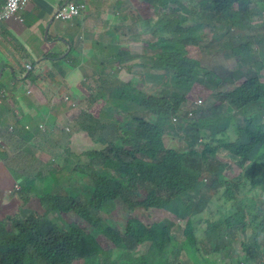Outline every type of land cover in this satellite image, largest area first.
<instances>
[{"label": "trees", "instance_id": "1", "mask_svg": "<svg viewBox=\"0 0 264 264\" xmlns=\"http://www.w3.org/2000/svg\"><path fill=\"white\" fill-rule=\"evenodd\" d=\"M136 1L143 19L129 8L128 36L139 42L135 49L144 43L147 48L139 65L137 55L119 51L124 56L120 64L128 71L135 64V74L146 73L142 81L162 90L139 93L133 85L136 75L127 82L102 80L92 101L71 104L68 112L66 107L68 126L90 137V150L71 155L59 119L58 135L51 139L49 132L39 131L42 114L37 109L17 115L5 97L0 161L20 185V192L10 197L20 205L37 199L42 213L27 210L10 228L0 222V264H261L264 259V85L259 97L243 96L239 89L230 99L216 98L222 101L219 107L208 102L193 108L194 123L186 124L182 114L193 85L216 88L223 97L224 78L261 80L264 29L254 41L244 32L255 28L256 17L264 23V0ZM201 51L223 61L228 56L229 62L218 63L219 69L205 67V73ZM52 60L75 68L81 63L72 52ZM43 80L53 82L48 73ZM112 89L119 102L105 126L96 120L95 109ZM53 93L55 99L69 96L59 83ZM41 98L48 110L53 99ZM173 118L184 125L174 129L169 124ZM234 130V140H225ZM168 137L171 145L164 140ZM16 153L26 154V162ZM234 168L240 170L236 179L224 176ZM190 169L201 172L190 174ZM38 184L47 187L35 194ZM140 211L169 212L179 222L142 221L136 216ZM113 212L125 217L122 228ZM202 248L209 250L205 255H218L210 262Z\"/></svg>", "mask_w": 264, "mask_h": 264}, {"label": "crops", "instance_id": "2", "mask_svg": "<svg viewBox=\"0 0 264 264\" xmlns=\"http://www.w3.org/2000/svg\"><path fill=\"white\" fill-rule=\"evenodd\" d=\"M67 1L27 0V6L24 9L19 10L14 18L0 25V96H8L10 104H13L15 107L19 106L20 111L23 109L27 114L32 109H37L38 105H41L39 103L41 97L38 95L34 97L30 95V98L25 97V93L30 88H37L42 91V96L45 95V97L50 98L54 95L53 89L57 92L59 82L56 80L54 74L50 73L51 71H49L48 76L49 80L53 82L47 84L43 79L46 75V70L52 65V58L54 56L58 55L59 60H62L72 51L69 45L70 36H79V40L82 38L84 43H86L85 39L87 36H90V39L96 38L95 28H97L98 24H103L104 17L108 34L104 33L103 38L105 41L101 42L98 47L100 50H103L104 47L110 49V65L120 64L121 58L124 57L120 53L121 49L123 47H131L132 41L128 38L129 19L125 18L120 7V3L123 1H125L127 6V0H70V2L76 5L84 3L86 11L80 18L71 22H65V28L61 31L58 30V27H52L55 23H61H57L58 21H55L53 17L59 6ZM4 2L5 0H0V6ZM90 3L91 6H89ZM87 18H89V21L83 23ZM99 18L100 23H94ZM78 22H80V32H78V28L76 27ZM78 53L81 55L80 66L82 65L83 67L84 64L92 63V58L82 44H79L78 50H75V55ZM104 54L105 52L98 59L101 63H104ZM99 61H96L95 64L102 66ZM26 65L33 67L31 73L30 71H25ZM79 67L74 70L75 79L79 78L78 74L82 71V68L80 69ZM102 67H105L111 73L114 70H119L118 66L116 68L112 66L107 67V63ZM25 73L28 74L26 75ZM103 73V71L98 72L92 78L94 79ZM24 75H26L25 79L22 80L21 78ZM80 77L83 78L84 75H80ZM63 86L67 94H73V88L67 82ZM64 94L62 93L61 96H64ZM22 97L27 98V103L23 102ZM4 104H6L4 100L0 99V107ZM45 105H42L43 108L40 106L39 110L54 111L53 114H55V108L50 107L48 110H45ZM25 107L32 109L28 110ZM65 109L63 108V110ZM39 112L42 114L41 111ZM59 120H63V116H60ZM55 122L57 123V121ZM55 122L53 121L52 126L45 131V133L49 132L51 139L56 138L58 135ZM69 138L71 137L69 136ZM17 184H19V181L10 176L6 165L0 161V208H3L2 206L6 200L13 203L12 201H14L15 197H10V195L15 194L11 191H14L12 188Z\"/></svg>", "mask_w": 264, "mask_h": 264}, {"label": "rangeland", "instance_id": "3", "mask_svg": "<svg viewBox=\"0 0 264 264\" xmlns=\"http://www.w3.org/2000/svg\"><path fill=\"white\" fill-rule=\"evenodd\" d=\"M131 1L132 0H128L129 4H132ZM120 7L122 9V13L125 15V18H128L127 12L130 11L129 7L126 6L124 1L120 3ZM136 7H137L138 11L141 10L140 6L139 7L136 6ZM84 13L82 14V16L84 15ZM136 16L139 17L140 19H143L139 13H136ZM262 19H264V16ZM98 22L100 23V18L97 21V23ZM57 23H60V22H57ZM254 23L257 24L254 29H248V30H245V32H244V36H248V38H247L248 40L254 39L258 35L255 33L264 29V23H262V24L259 23V17H256L254 19ZM52 27L53 28L58 27V30H61V31L64 30V28H65L64 23H60V24L55 23ZM76 27L78 28V32H80L81 31L80 22H78ZM128 28H129V23H128ZM95 29H96V34H97L96 38L90 39V36H87L85 39L86 43H84L82 38H80L82 41L79 40V36H70L71 40L69 42V45L71 46V49H72L71 52H72L73 58H76V59L81 58L80 53L75 55V50L76 49L78 50L79 44L83 45L84 49L88 51L89 56L92 58V63H90V64L87 63V64H84L83 67H82V65L79 67L80 69L82 68L81 69L82 71L80 72V74H78L79 75L78 79H75V76H74V70L77 68H75L73 66L70 67L71 66L70 64H63L61 61L57 60V63H55V66H54V61L52 60V65L50 66V70L53 72L54 76L57 78L59 84L63 85L64 83L67 82V84L73 88L74 96L71 93V94H68L69 96H61L59 98H56L55 100H52L49 103L50 107L54 108V107H56V105L58 107V108H56L55 114H53L51 111L39 110L40 106L47 104V100L45 98H40L39 103L41 105H38V107H37V110L42 112V122L40 123V126H39V127H41L40 132H42V133H44L46 131V129H49L50 126H52L53 121L55 122L60 118V116L61 117L63 116V120H59L58 125L62 129H65V133L67 134V136L71 137V138H69V146L68 147L71 151V155H75V156L82 154L83 152L87 151L88 149L89 150L91 149V144L88 140L90 137L87 136L86 134H83V131H82V133H79L77 131H74V132L71 131L70 126H68V121H66V119H65L66 111H64L63 108H61V105H60L61 102L67 103V105H65V107H64V108H66V106H67V109L71 104H75V106L80 107L81 102L83 103L85 99L86 100L90 99L89 101H92L91 93L96 92V90L99 89L98 86L100 85L99 84L100 81H102V80H107V81L121 80L123 82H127L133 78V77H131V74H134L133 76L136 75L134 78L133 85H134V87L137 88L139 93L144 92V93H147L149 95L150 94L153 95L157 91L159 93V91L162 90L161 89L162 87L160 85H158L157 88H152V85L149 86L148 83H146L145 81H142V78L146 75V73H144L142 75L135 74L136 73L135 68H137L136 66H134L135 64H130V67H128V68H130V70H129L130 72L128 70L124 69V67H122L121 64L110 65V63H109L110 62V58H109L110 49L104 47L103 50H100L98 47L101 44V42L105 41L103 38L104 33L108 34V28L106 26V23L104 22V17H103V24H98L97 28H95ZM199 33L200 32H197V35H201ZM149 37H150V35H149ZM128 38L132 41L133 45L137 46L136 44H139L137 39L131 36V33H130V36H128ZM149 40L151 43V39H147V41H149ZM132 44H131L130 48L129 47H123L121 50L124 52L130 53L129 55H137L138 59L136 60L135 63H136V65H139L140 61L143 59V54H145V48H147V47H146V44L144 43L142 45V48L135 49V46H133ZM91 47H92V49H91ZM256 50H257V47L255 45L254 51H256ZM104 52H105L104 57H103L104 63H101L98 59L101 57L102 53H104ZM201 53L203 54L202 51H201ZM203 57H201V59H200V64H201L200 68L202 70H204L205 73L209 71V70L208 71L205 70V67H210V68L216 67L219 69L218 63H222V62L228 63L229 62L228 56H226L227 58L224 61H223L222 57L211 58V57H207L205 54H203ZM96 61H99L102 64V66L106 65V63H107V67L112 66L113 68H116L118 66L119 70H114L111 73L105 67H102L99 64H95ZM29 66H30V69L26 70L28 72L30 70H32L31 65H29ZM203 66H204V69H203ZM58 69L60 71H62V77L57 72ZM101 71H103L104 73L100 74L99 76H96L94 79L92 78V76L94 74H97L98 72H101ZM25 74L27 75L28 73H25ZM26 75H24L21 79L24 80ZM80 75H84V77L81 78ZM62 78H63V80H62ZM242 80L243 79H240L239 81L236 80V81L240 82ZM96 83H98V84H96ZM114 83L119 84L118 81H114ZM114 90L115 89H112L109 91V93H108L109 97L105 100V102L102 100H99L98 101V107L95 109L96 120L100 121L101 122L100 124L105 125V126L111 124L112 120L114 119L117 104L119 102L118 100H116L113 97L115 95ZM27 92L25 93V97L27 96ZM210 93H211V91L208 88H205V87L200 86V85H193L191 90L189 91V93L185 97V99L187 100V104H185L183 106V109L185 108V110H187V108H190L192 105H194L195 101H202V105H201L202 108L204 107V104L208 101V99L211 100L212 102H218V99H216L214 94H210ZM30 94L32 95L31 97H34L35 95L42 97V91H40L37 88H30ZM5 97H8V96H0V98L4 99V102L7 103V100H5ZM22 98H23V102L27 103L26 102L27 98H24V97H22ZM29 98H30V96H29ZM20 99L21 98L19 96V100ZM223 100H225V99H223ZM88 103H87V105H88ZM16 108H17L16 114L19 115L20 107L18 106ZM25 108L28 110L32 109V108H27V107H25ZM182 114H187V113L185 111V112H182ZM117 119L119 122H121V117H118ZM187 120L189 123H192L195 121V119H192V118L189 119L188 117H187ZM7 121L9 122V120H7ZM148 122L152 125V123H154L153 118L148 119ZM169 124L174 129L177 127V125H184L183 123H177V122H171ZM179 134L181 135V133H179ZM91 138H93V137L91 136ZM164 140L166 143H168L170 145L172 144V137L165 138ZM28 150L31 151V148L28 147ZM34 151H35V148L32 147V152H34ZM16 154L23 161L26 162V154H23V153H20V154L16 153ZM45 154H47L46 151H45ZM197 161H200V159H197ZM60 163L64 164L63 161H60ZM188 167L192 169L191 165H189ZM60 169H61V167H60ZM191 169L189 170L190 174L195 175L197 173L200 174V172H201L199 170H191ZM238 174H239V171H235V170H227L225 173L227 178L234 177V175H238ZM46 187H47V184L46 185L38 184L37 186L33 187V190H34L33 193L36 194V192L43 191ZM11 192L12 193H19L20 189L18 192H16V191H11ZM8 194H6V195H8ZM36 200L37 199L34 200V198H33L32 201L25 202V205H20L21 202H19L15 198H14V201H12L13 203L6 200L2 206L3 208H0V222L5 221L4 226L7 228H10L12 222H14L13 220L16 221L19 218H22V216L25 215V211H27V210L35 212L36 214H41L42 212L39 210V206H38ZM112 214L115 218V223L119 226V228H122L124 225V223L121 220L122 214H120V212H113ZM139 215L140 216H138V217L143 219L146 222H148L149 217H152L150 219V223L154 222V221L161 222V220L171 219L173 217L171 214H169L167 212H158V211H140ZM9 217H13V219L11 221H7V218H9ZM68 220H70V219H68ZM175 222H178V220H176ZM204 250H207L209 252V250L206 248H204ZM212 255L217 256L218 254L214 253ZM220 258H222V256H220ZM212 261H213V258L211 259V262ZM261 263L262 264L264 263L263 259L261 260Z\"/></svg>", "mask_w": 264, "mask_h": 264}, {"label": "clouds", "instance_id": "4", "mask_svg": "<svg viewBox=\"0 0 264 264\" xmlns=\"http://www.w3.org/2000/svg\"><path fill=\"white\" fill-rule=\"evenodd\" d=\"M67 2H70V0H68ZM66 2V3H67ZM127 2H128V0H127ZM131 3L132 4H129V2L127 3V6L129 7V8H131L133 11H135L136 13H139L140 11H138L137 10V7L136 6H138L139 7V5H138V3H137V1L136 0H132L131 1ZM65 4V3H64ZM3 5V4H2ZM63 5V4H62ZM62 5H60L59 6V8L62 6ZM136 5V6H135ZM1 7V6H0ZM58 8V9H59ZM57 9V10H58ZM56 14V13H55ZM17 15V14H16ZM55 16V15H54ZM54 18V17H53ZM80 18V17H79ZM76 19H78V18H76ZM55 20V19H54ZM75 20V19H74ZM56 21V20H55ZM73 21V20H72ZM71 22V21H70ZM61 23H65V22H61ZM257 37H259V35H257L254 39H252V40H248V41H254ZM134 46V45H133ZM254 46L255 45H253V48H254ZM256 47H257V50L256 51H258L259 50V46L258 45H256ZM58 56V55H57ZM66 57V56H65ZM226 57V56H225ZM227 58V57H226ZM229 58V57H228ZM64 59V58H63ZM55 63V62H54ZM229 64H231V62L229 63ZM33 68V67H32ZM50 69V68H49ZM49 69H47L46 70V74L47 73H49ZM25 71H26V66H25ZM30 73H31V70H30ZM221 76V75H220ZM222 77V76H221ZM224 78V77H223ZM240 79H243L242 81H240V82H237V81H239ZM56 80H57V78H56ZM237 80V81H236ZM260 84H262V85H264V75L261 77V80L259 81L258 80V83H252V82H250V80L245 76V75H242L240 78H237V79H228V78H224L223 79V83H222V90H221V93L223 94V97H218V95H217V91H218V89H216V88H213L212 90H210L211 91V93L210 94H214V96L216 97V98H218V99H230V96L235 92V91H237V90H239V89H242L243 90V96H251L252 95V93H255L256 95H257V97H259V94H258V90H259V86H260ZM220 91V90H219ZM29 92V95H27L26 97L27 98H29V96L31 95L30 94V90L28 91ZM53 100H55V97L54 96H52L51 97ZM208 102H212L211 100H209L208 99V101L206 102V103H208ZM221 102L222 101H219L218 100V102H214L215 103V107H219L220 105H221ZM206 103L204 104V107L206 106ZM201 105H202V101H195L194 102V105H192L190 108H187V110H185V108L183 109V112H185L186 111V113L187 114H185V123L187 124L188 123V120H187V117L189 118V119H196V117H195V114L193 113V111H194V109L193 108H196V107H201ZM172 122H178V120L176 119V118H173L172 119ZM192 123H194V122H192ZM171 126V125H170ZM9 130L11 131L12 129L11 128H9ZM41 130V127H39V131ZM84 134V133H83ZM235 136H236V130H234V131H231V132H228V133H226V137H225V140H234V138H235ZM89 140V139H88ZM223 165H227V163L226 162H224V161H221V160H219ZM230 166L232 165L231 163H228ZM234 166H236V167H238L237 165H234ZM98 168V167H97ZM239 168V167H238ZM227 170H229V169H226L225 170V172H224V176L226 177V175H225V173H226V171ZM230 170H235V171H239V174H240V170H238V169H230ZM239 174L238 175H234V177H231V178H229L230 180H234V179H236L238 176H239ZM205 182H206V180H205ZM15 186H19L20 187V185L19 184H17V185H15ZM14 186V187H15ZM14 187H13V190H14ZM20 189V188H19ZM15 194H17V193H15ZM263 202H264V199H263ZM158 212H163V211H158ZM139 213L140 212H138L137 213V215L136 216H140L139 215ZM167 213H169V212H167ZM169 214H171V213H169ZM173 217L171 218V219H167V220H171V221H173V222H175L176 221V219H175V217H174V215L173 214H171ZM139 218V217H138ZM123 219H125V217L124 216H122L121 215V220H123ZM141 219V218H140ZM142 221H144L143 219H141ZM164 220H166V219H164ZM162 221V220H161ZM179 222V221H178ZM202 251H203V254L205 255V252H204V248H202L201 249ZM206 256V258H208V260L211 262V259H212V255H205ZM200 260H202V259H200ZM263 261H264V259H263ZM262 264V263H261ZM264 264V263H263Z\"/></svg>", "mask_w": 264, "mask_h": 264}, {"label": "built area", "instance_id": "5", "mask_svg": "<svg viewBox=\"0 0 264 264\" xmlns=\"http://www.w3.org/2000/svg\"><path fill=\"white\" fill-rule=\"evenodd\" d=\"M27 3V0H5L4 4L0 7V25L14 18L19 10L27 6ZM85 11L86 7L84 5H76L72 2H67L56 11L54 19L58 22H70L81 17ZM19 21H21V19H19ZM29 69L30 66L26 65V70ZM27 95H29V92H27ZM14 191L18 192L19 187L15 186Z\"/></svg>", "mask_w": 264, "mask_h": 264}]
</instances>
